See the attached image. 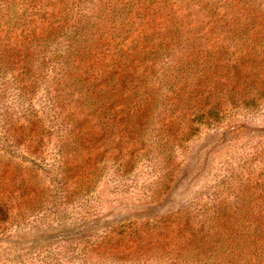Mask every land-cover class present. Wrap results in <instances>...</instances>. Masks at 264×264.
<instances>
[{
  "label": "rangeland",
  "instance_id": "374dc122",
  "mask_svg": "<svg viewBox=\"0 0 264 264\" xmlns=\"http://www.w3.org/2000/svg\"><path fill=\"white\" fill-rule=\"evenodd\" d=\"M0 264H264V0H0Z\"/></svg>",
  "mask_w": 264,
  "mask_h": 264
},
{
  "label": "trees",
  "instance_id": "16d2710c",
  "mask_svg": "<svg viewBox=\"0 0 264 264\" xmlns=\"http://www.w3.org/2000/svg\"><path fill=\"white\" fill-rule=\"evenodd\" d=\"M252 43H254V44H257V42H255V41H253ZM253 44V45H254ZM254 52H256V50H254ZM198 64L200 63V61L199 62H197ZM196 63V64H197ZM197 64V65H198ZM201 66V70L202 71H204L203 72V74H205V72L206 71H208V72H211L212 74H215L210 68L212 67V66H214L213 64H211L210 66H208V64H206V63H202V64H200ZM254 65H253V63H246V64H243V65H240L239 67H238V65H235V66H233V70H234V72H235V74H234V76H233V79L234 78H239L240 76H241V74H239V75H237V72H238V70H241V72H242V75L244 74V73H246V72H249V74L251 75L252 73H253V71H254ZM209 77V76H208ZM145 80H146V78L145 79H143L142 77H139L137 80H136V82L134 81L133 82V85L131 86V88H130V90L131 91H133V95H132V98L130 97V101L131 102H133V100L135 99V98H137V95H138V91H139V89H140V87L142 86V84L143 85H145ZM223 80V77H221V76H219V75H217V74H215V76L213 77V79L211 80V82H212V84H215V85H217L218 86V84H219V82L220 81H222ZM120 83L119 82H116V85H119ZM232 84H233V82L231 81V80H228V83L226 84V86H229V88H231L232 87ZM216 86V87H217ZM176 98H177V96L176 95H174ZM156 105V102H154V103H152L150 106L148 105V104H145V102H143V101H136V103L134 104V106H133V108H135V109H137V110H140V114H141V116H142V118H144V120H142V118L140 117V118H138L139 119V121H143L144 123H146L147 122V120H148V118H145L146 116H147V114H149V107H151V108H153V106H155Z\"/></svg>",
  "mask_w": 264,
  "mask_h": 264
}]
</instances>
